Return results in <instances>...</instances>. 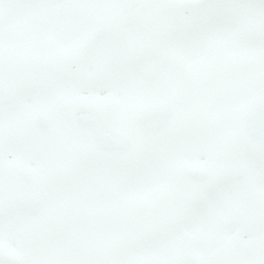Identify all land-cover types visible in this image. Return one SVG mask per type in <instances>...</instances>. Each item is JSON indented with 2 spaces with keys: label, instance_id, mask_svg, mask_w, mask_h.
<instances>
[{
  "label": "snow or ice",
  "instance_id": "6c2138e0",
  "mask_svg": "<svg viewBox=\"0 0 264 264\" xmlns=\"http://www.w3.org/2000/svg\"><path fill=\"white\" fill-rule=\"evenodd\" d=\"M0 264H264V0H0Z\"/></svg>",
  "mask_w": 264,
  "mask_h": 264
}]
</instances>
